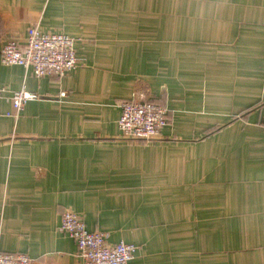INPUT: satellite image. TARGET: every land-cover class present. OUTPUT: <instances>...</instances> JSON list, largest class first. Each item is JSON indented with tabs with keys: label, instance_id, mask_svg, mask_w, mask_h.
<instances>
[{
	"label": "crops",
	"instance_id": "1",
	"mask_svg": "<svg viewBox=\"0 0 264 264\" xmlns=\"http://www.w3.org/2000/svg\"><path fill=\"white\" fill-rule=\"evenodd\" d=\"M74 39L77 64L0 85V250L83 264L65 210L128 264H264V0H0V49L27 29ZM151 100L167 124L123 138L120 100Z\"/></svg>",
	"mask_w": 264,
	"mask_h": 264
},
{
	"label": "built area",
	"instance_id": "2",
	"mask_svg": "<svg viewBox=\"0 0 264 264\" xmlns=\"http://www.w3.org/2000/svg\"><path fill=\"white\" fill-rule=\"evenodd\" d=\"M0 62L31 68L36 78H60L77 64L74 39L63 32L45 33L30 26L23 43L10 39L3 44ZM5 91L0 85V99L3 97L10 107L5 112L7 116H16L27 101L39 98L37 93L24 87L10 90L6 96L3 95ZM118 107L117 124L123 138L152 140L167 124L165 108L151 100L123 99L118 102ZM262 127L264 130V121ZM58 230L75 242L77 256L83 264H128L134 257V244L108 242L105 232L87 230L81 216L72 211L65 210L61 214ZM0 264H31V258L25 253L0 250Z\"/></svg>",
	"mask_w": 264,
	"mask_h": 264
}]
</instances>
